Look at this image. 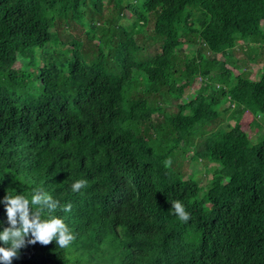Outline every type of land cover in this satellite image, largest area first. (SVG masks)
Instances as JSON below:
<instances>
[{
	"label": "trees",
	"instance_id": "1",
	"mask_svg": "<svg viewBox=\"0 0 264 264\" xmlns=\"http://www.w3.org/2000/svg\"><path fill=\"white\" fill-rule=\"evenodd\" d=\"M146 28L159 49L138 41ZM250 42L264 43V0H0V201L43 189L76 237L12 264H264V64L253 79L217 58ZM197 77L205 92L180 100ZM245 112L262 123L243 146ZM194 140L205 185L175 166Z\"/></svg>",
	"mask_w": 264,
	"mask_h": 264
},
{
	"label": "clouds",
	"instance_id": "2",
	"mask_svg": "<svg viewBox=\"0 0 264 264\" xmlns=\"http://www.w3.org/2000/svg\"><path fill=\"white\" fill-rule=\"evenodd\" d=\"M170 165V160L165 161V167ZM87 183L86 180L79 179L71 185V191L80 192L87 187ZM0 203L4 204L8 225L0 231V243L7 246L0 247V264H12V260L18 258L20 249L28 245L39 243L47 246L55 241L58 247L68 248L76 239L64 220L52 215L61 207L60 202L43 189L34 190L30 200L20 194H5ZM71 208V203H68L63 205L62 210L68 212ZM171 208L181 222H187L191 218L181 202L173 201ZM45 211L49 213V219L41 218Z\"/></svg>",
	"mask_w": 264,
	"mask_h": 264
},
{
	"label": "rangeland",
	"instance_id": "3",
	"mask_svg": "<svg viewBox=\"0 0 264 264\" xmlns=\"http://www.w3.org/2000/svg\"><path fill=\"white\" fill-rule=\"evenodd\" d=\"M103 16L107 17V20L110 19L109 17L112 16L111 9L108 6L102 8ZM97 15H94L91 18H87L91 22H100L97 20ZM121 23L126 24L127 22L133 21V16L131 12H125L124 15L118 19ZM109 21V20H108ZM75 34V33H72ZM139 38L138 41L145 47L146 50L152 51L156 48L159 49V43L157 39H153L151 36V31L149 28H146L145 31H140L138 34ZM81 41L83 47L86 49L87 45L89 44L88 39L86 38V33L81 32ZM188 47L185 45L183 46V52H187ZM214 55H211V57ZM217 58L221 60H225L227 62L226 67L233 70L234 73H242V72H249L253 79H256L260 75L258 73V69L264 64V43L258 42H250L248 44L238 43L236 47L232 50L227 52L226 54H221L217 56ZM205 92V88L202 85L201 80L199 77L196 78L195 83L192 86L185 89L183 96L180 100L187 101L188 99L192 98L196 93L202 94ZM173 101V99H172ZM228 103L223 104V108L227 107ZM234 106V104H233ZM170 110L173 111L174 104H169ZM261 111L264 112V106L261 107ZM228 113H225L227 116ZM229 124H234L233 120H226ZM238 122L243 126L245 129L243 134V146H245L249 141L254 139L256 134V124L262 123V118L260 115H252L249 112L243 113ZM196 140H194L190 145H186L184 147V153L177 152L175 166L178 167L180 172L186 177L191 173H194L195 178L202 184L205 185L208 179L211 176L210 168L206 167L205 164L200 160L197 159L195 161L191 160V155L194 153V147ZM234 164V160L232 158L225 159L221 164L215 165L221 169H226L232 167Z\"/></svg>",
	"mask_w": 264,
	"mask_h": 264
}]
</instances>
